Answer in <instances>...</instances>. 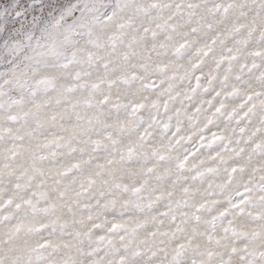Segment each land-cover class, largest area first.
Wrapping results in <instances>:
<instances>
[{"label":"snow or ice","instance_id":"snow-or-ice-1","mask_svg":"<svg viewBox=\"0 0 264 264\" xmlns=\"http://www.w3.org/2000/svg\"><path fill=\"white\" fill-rule=\"evenodd\" d=\"M0 264H264V0H0Z\"/></svg>","mask_w":264,"mask_h":264}]
</instances>
